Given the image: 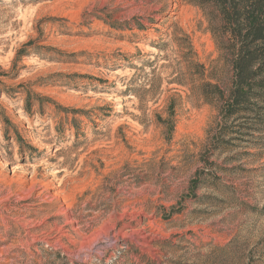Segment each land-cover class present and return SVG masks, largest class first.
I'll return each mask as SVG.
<instances>
[{
  "label": "rangeland",
  "instance_id": "1",
  "mask_svg": "<svg viewBox=\"0 0 264 264\" xmlns=\"http://www.w3.org/2000/svg\"><path fill=\"white\" fill-rule=\"evenodd\" d=\"M231 29L211 0H0V264H264V68L231 101Z\"/></svg>",
  "mask_w": 264,
  "mask_h": 264
},
{
  "label": "trees",
  "instance_id": "2",
  "mask_svg": "<svg viewBox=\"0 0 264 264\" xmlns=\"http://www.w3.org/2000/svg\"><path fill=\"white\" fill-rule=\"evenodd\" d=\"M211 1L228 16L232 36L238 45L233 56L236 75L231 93V101L238 104L242 102L241 99H251L249 91L253 89L252 83L264 68V0ZM29 105L27 103V107ZM4 115L0 116L2 122L8 121ZM171 125L170 130H174L175 124L172 122ZM15 133L17 136L14 138L17 140L18 132Z\"/></svg>",
  "mask_w": 264,
  "mask_h": 264
}]
</instances>
